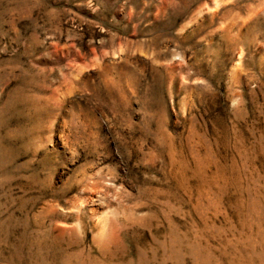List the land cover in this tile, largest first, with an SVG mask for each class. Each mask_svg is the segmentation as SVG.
Masks as SVG:
<instances>
[{
    "label": "rangeland",
    "instance_id": "rangeland-1",
    "mask_svg": "<svg viewBox=\"0 0 264 264\" xmlns=\"http://www.w3.org/2000/svg\"><path fill=\"white\" fill-rule=\"evenodd\" d=\"M0 264H264V0H0Z\"/></svg>",
    "mask_w": 264,
    "mask_h": 264
}]
</instances>
